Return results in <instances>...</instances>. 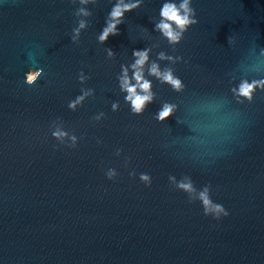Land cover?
I'll list each match as a JSON object with an SVG mask.
<instances>
[{
	"label": "water",
	"instance_id": "1",
	"mask_svg": "<svg viewBox=\"0 0 264 264\" xmlns=\"http://www.w3.org/2000/svg\"><path fill=\"white\" fill-rule=\"evenodd\" d=\"M118 2L0 0V264H264V88L238 95L264 82V0H191L178 44L156 25L182 0H123L140 6L101 43ZM134 50L154 94L142 114L121 90ZM205 186L227 217L203 214Z\"/></svg>",
	"mask_w": 264,
	"mask_h": 264
},
{
	"label": "clouds",
	"instance_id": "2",
	"mask_svg": "<svg viewBox=\"0 0 264 264\" xmlns=\"http://www.w3.org/2000/svg\"><path fill=\"white\" fill-rule=\"evenodd\" d=\"M82 3H86L87 0H81ZM191 0H182L177 6L176 3L166 2L160 9V22L156 25V29L159 30L162 35L169 41L170 44H178L183 34L188 30L189 27L197 23L195 19V10L190 6ZM139 3H124L123 0H119L115 4L110 12V18L107 22V26L103 29L98 39L101 43L107 41L110 35H117V26L122 22V18L125 12H130L135 8L139 7ZM84 15H88L83 9L80 10ZM85 27V23L82 21L78 29L74 30L76 35H79V29ZM75 38V37H74ZM109 50V55H111ZM133 56L137 59L132 65L134 69L133 79L136 81L135 84L131 83L127 69L123 70V76L121 77V90L127 93L125 100L130 103L131 111L135 114H142L148 103L153 101V93L151 91V81L144 78L143 66L149 59L148 50H134ZM166 57L162 53L160 59ZM171 59V57H168ZM43 70L36 68L25 73V83L31 85L35 83L37 79L42 75ZM149 74L159 79L162 83L170 85L173 90L181 91L184 87L181 79L176 77L171 69H165L161 71L159 65L153 63L149 69ZM257 88H264V82L253 81L251 83L244 81L240 84L238 95L240 97L251 100L253 92ZM88 93H85L87 95ZM84 99V95L76 98L75 101L69 103L68 107L75 109L77 104L81 103ZM117 105H113L115 110ZM175 106L171 104H164L162 109L158 112L157 119L164 121L169 119L173 115ZM53 135L56 138L67 135L65 132H54ZM75 140V137H73ZM115 173L110 171L108 173L111 178ZM174 179V178H172ZM140 180L145 182L146 185L150 186L151 179L147 174H141ZM177 188L185 193L192 194L196 192L193 182L190 178H186L185 181H181L177 184ZM197 199L200 201L205 216H211L216 220H220L222 217H227L229 212L226 211L225 207L219 203H215L210 196V187L205 186L203 190L199 191ZM191 203V201H189Z\"/></svg>",
	"mask_w": 264,
	"mask_h": 264
}]
</instances>
